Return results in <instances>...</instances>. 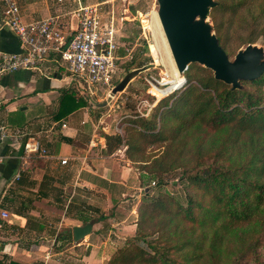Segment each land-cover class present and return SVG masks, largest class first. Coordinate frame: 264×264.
Returning <instances> with one entry per match:
<instances>
[{
	"label": "trees",
	"instance_id": "1",
	"mask_svg": "<svg viewBox=\"0 0 264 264\" xmlns=\"http://www.w3.org/2000/svg\"><path fill=\"white\" fill-rule=\"evenodd\" d=\"M218 3L211 14L227 53L232 42L216 15L223 9H231L233 14L245 11L241 23L250 32L237 38L238 48L259 38L264 44V0H218ZM147 63L148 58L143 59L137 53L126 65V71ZM184 76L185 84L161 99L153 114L128 119L123 133H103L105 154L125 148V157L140 165V176L145 188H149L143 190L135 234L127 238L106 264H206L209 261L215 264L221 256L233 253V241L238 242L234 247L239 245L234 255L236 264H242L261 243L264 73L243 80V88L235 90L197 63L191 64ZM89 100L88 92L79 95L75 90H65L53 118L61 120L90 105ZM198 130L200 134L196 137ZM207 134L216 138L205 152L201 142ZM190 135H195V151L189 152L181 162L179 145L186 143ZM60 140L74 143L67 137ZM159 145L164 150L147 158L146 153L152 147L160 150ZM171 181L182 184L184 203L179 195L162 190ZM155 189L157 195L152 194ZM156 219L162 222L152 228ZM179 252L182 259L175 257Z\"/></svg>",
	"mask_w": 264,
	"mask_h": 264
},
{
	"label": "crops",
	"instance_id": "2",
	"mask_svg": "<svg viewBox=\"0 0 264 264\" xmlns=\"http://www.w3.org/2000/svg\"><path fill=\"white\" fill-rule=\"evenodd\" d=\"M17 2L24 21L60 15L69 34L78 27L75 10L80 2L104 3V20L114 12L120 25L119 42L129 35L125 27L129 9L119 11L114 0ZM25 50L5 23L0 2V60L6 53ZM68 89L87 93L56 54L38 69L0 77V123L32 132L24 140L0 141V210L9 214L0 229V264H106L135 234L143 190L148 188L142 170L125 157V148L105 154L103 133L115 132L96 120L91 94L90 105L61 120L53 118ZM62 137L74 143L61 141ZM34 139L47 154L26 150L25 144ZM64 159L67 163H62ZM88 222L93 223L91 234L76 241L73 227Z\"/></svg>",
	"mask_w": 264,
	"mask_h": 264
},
{
	"label": "built area",
	"instance_id": "3",
	"mask_svg": "<svg viewBox=\"0 0 264 264\" xmlns=\"http://www.w3.org/2000/svg\"><path fill=\"white\" fill-rule=\"evenodd\" d=\"M0 2L5 23L13 29L26 48L22 53H6L2 56L0 77L21 69H38L51 54H56L83 89L84 84H88L93 88L101 87L111 91L117 60L120 58V25L114 12L108 21L104 20V3L80 2L75 10L78 27L69 34L60 15L26 22L22 19L17 0ZM31 135V130L10 128L0 123V141L9 137L24 140ZM25 148L27 151L48 153L39 139H34L32 144L26 143ZM2 161L3 157L0 156ZM62 163H67V159L62 160ZM8 216L7 211L0 210V229Z\"/></svg>",
	"mask_w": 264,
	"mask_h": 264
},
{
	"label": "rangeland",
	"instance_id": "4",
	"mask_svg": "<svg viewBox=\"0 0 264 264\" xmlns=\"http://www.w3.org/2000/svg\"><path fill=\"white\" fill-rule=\"evenodd\" d=\"M216 1L218 2V0ZM225 1L233 2V0ZM114 3L118 7L119 11H124L125 8L129 9L125 18V27L127 28L129 35L128 37H125V40L119 42L118 55L120 58L117 60V68L113 79L115 85H113V87L123 79L127 73L126 65L136 56L137 53H139L143 59L148 58V63L144 65L147 66V69L132 79V81L128 84L129 87L127 86L123 91L117 92L115 94L112 93V89L111 91H108L106 88H93L88 84H84L83 87L86 92L91 94L92 109H97L99 107L98 105L102 104V109L94 113L96 120L97 118L101 120V126L106 127V129H108L110 132L123 133L124 128L128 125V119H132L137 116L147 117L149 114H153L158 107L157 104L159 101L166 95L172 93L175 89L165 92L164 96L161 98H159L158 95H156L153 91V85L156 83V81H161L163 78H165L163 75L164 67L159 59V54L152 49V44L154 43V39L151 34L152 32L147 27V23L150 20L152 12L157 11L158 5L156 0H114ZM131 7L136 10L134 11L131 9ZM118 15V17H120L121 14ZM216 15L218 22L223 25V32L228 31L229 33V38L232 43L231 49L228 53L230 54L231 58H233L241 47L246 46L242 45L238 48L239 42H236L237 38L250 32L248 29H246L245 23H241L243 16H245V11L239 10L236 14H233L231 9H223L218 11ZM210 20L217 34L216 23L212 14H210ZM255 43L264 46L262 38H259ZM183 77L185 78L184 75ZM199 134V130L195 131L196 137ZM195 135H190V139L187 138L186 143L179 145V148H181V157L179 161L182 162L183 160L187 159L189 152L195 151ZM215 138V135L207 134L204 141L201 142L203 145L202 150L205 152L206 150H209L212 143L215 141ZM202 145H200V147ZM159 147L160 150L152 147L148 153H146L147 158L150 159L153 155L161 153L164 150V147L161 145H159ZM135 166L140 168L139 164H136ZM162 190H167L171 193L179 195L183 203L186 201L184 193L185 190L183 189L182 184H180L178 181H171L169 184L164 185ZM152 194L157 195V190L155 189ZM158 222L162 221L156 219L152 228H156L155 224ZM237 243V241L232 242L231 248L232 250L234 249L233 253H230L229 256H221V259L215 264H236L235 260L237 256L234 255H236L237 251L239 250L237 247L239 245H236L235 247L234 245ZM179 255L180 252L179 254H176L175 257L182 259V256ZM110 258H113V256ZM110 258L108 260H111ZM241 263L264 264V235L261 239V243L256 248H254V250L248 254L247 257L241 261ZM206 264L214 263L209 261Z\"/></svg>",
	"mask_w": 264,
	"mask_h": 264
},
{
	"label": "water",
	"instance_id": "5",
	"mask_svg": "<svg viewBox=\"0 0 264 264\" xmlns=\"http://www.w3.org/2000/svg\"><path fill=\"white\" fill-rule=\"evenodd\" d=\"M157 14L163 28L176 68L181 75L193 63L213 71L214 77L232 89L243 88V80L260 77L264 73V46L250 43L241 47L231 58L220 43L210 20L216 0H156ZM146 66L128 71L112 88L123 91ZM157 85L159 81L156 82ZM149 188H147L148 190ZM93 223L73 227V237L79 241L90 235Z\"/></svg>",
	"mask_w": 264,
	"mask_h": 264
},
{
	"label": "bare ground",
	"instance_id": "6",
	"mask_svg": "<svg viewBox=\"0 0 264 264\" xmlns=\"http://www.w3.org/2000/svg\"><path fill=\"white\" fill-rule=\"evenodd\" d=\"M147 27L151 30L154 39L152 49L159 54V59L164 67L163 75L165 78L159 81L160 85H153L154 93L161 98L165 92L177 89L183 85L186 79L176 68L157 11L152 12Z\"/></svg>",
	"mask_w": 264,
	"mask_h": 264
}]
</instances>
